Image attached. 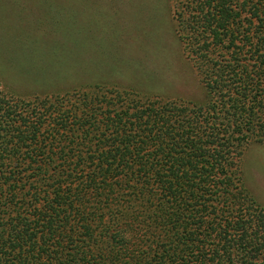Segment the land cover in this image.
Returning a JSON list of instances; mask_svg holds the SVG:
<instances>
[{
  "label": "trees",
  "instance_id": "16d2710c",
  "mask_svg": "<svg viewBox=\"0 0 264 264\" xmlns=\"http://www.w3.org/2000/svg\"><path fill=\"white\" fill-rule=\"evenodd\" d=\"M153 1L189 93L0 85V264H264V0Z\"/></svg>",
  "mask_w": 264,
  "mask_h": 264
},
{
  "label": "rangeland",
  "instance_id": "374dc122",
  "mask_svg": "<svg viewBox=\"0 0 264 264\" xmlns=\"http://www.w3.org/2000/svg\"><path fill=\"white\" fill-rule=\"evenodd\" d=\"M155 6L153 0H0V85L21 93L116 79L144 90L147 83L158 95L189 93L188 79L177 86L184 75L173 69ZM245 164L253 178L261 175L264 148L251 147Z\"/></svg>",
  "mask_w": 264,
  "mask_h": 264
}]
</instances>
